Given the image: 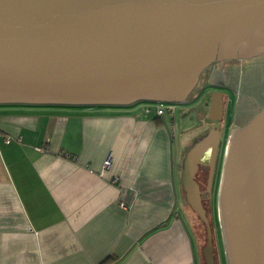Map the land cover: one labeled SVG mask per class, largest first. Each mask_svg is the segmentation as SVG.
I'll return each instance as SVG.
<instances>
[{
  "label": "water",
  "instance_id": "1",
  "mask_svg": "<svg viewBox=\"0 0 264 264\" xmlns=\"http://www.w3.org/2000/svg\"><path fill=\"white\" fill-rule=\"evenodd\" d=\"M262 54L264 0H0V106L185 105L213 63ZM222 115L212 94L207 120ZM218 139L212 129L193 146L181 176L204 264L212 228L194 177L209 154V193ZM217 213L227 264H264V108L228 136Z\"/></svg>",
  "mask_w": 264,
  "mask_h": 264
},
{
  "label": "crops",
  "instance_id": "2",
  "mask_svg": "<svg viewBox=\"0 0 264 264\" xmlns=\"http://www.w3.org/2000/svg\"><path fill=\"white\" fill-rule=\"evenodd\" d=\"M145 105L0 107V264H204L192 145Z\"/></svg>",
  "mask_w": 264,
  "mask_h": 264
},
{
  "label": "flooded vegetation",
  "instance_id": "3",
  "mask_svg": "<svg viewBox=\"0 0 264 264\" xmlns=\"http://www.w3.org/2000/svg\"><path fill=\"white\" fill-rule=\"evenodd\" d=\"M238 62H244V61L230 60V61H224L222 63L215 62L212 65H210L209 68L206 69L204 72H202V74L199 77L198 84L202 78L204 80L203 85L199 87L196 94L191 97V94L194 92V90H196L197 86L195 87V89L188 97V103L184 105L185 108H188L185 110L186 114L184 116L185 117L187 116L188 120L192 121L193 128L196 129V131L201 130L202 132H205V136L212 129L217 130L219 133V139L216 148L215 167H214L210 192L209 193L206 192L208 175H209V169L207 167L209 162V154H206L200 161V165L198 166L197 173L194 177V180L197 183L199 190L201 192V196H202L201 203L204 208L206 216L209 218L208 221L210 222L211 227H213V213H214L213 207L214 209H216L217 207L218 187L216 188V193L213 194L214 176L218 172L217 170L220 161H221L220 166L222 167L223 154L225 147L227 145L228 136L233 129L242 128L243 126H245L256 115L258 111L264 108V100L257 98L256 106L253 107L249 102L245 101V99H249L246 94H239L237 92L238 100H237V108L234 116V121L231 126L227 124V116L225 117V115L228 110V107L230 106L229 94L231 93V91L235 93L234 85H233L235 80L232 79V77L234 78L235 75H233L234 71L229 69V66H233ZM230 73H232V77H230ZM212 94L222 95V100H223L222 120L220 122H215V123L208 121L206 117L209 109L210 97ZM258 95L264 96V90L258 92ZM199 98H201V100H198ZM197 106L205 109L206 112L197 111L194 113L193 111L192 112L189 111L190 110L189 108H193ZM195 116L197 118L199 117V119L195 120ZM159 118L161 120L162 118L171 119V117H167V116H163ZM221 167L219 169L218 181H219V175L221 173Z\"/></svg>",
  "mask_w": 264,
  "mask_h": 264
},
{
  "label": "rangeland",
  "instance_id": "4",
  "mask_svg": "<svg viewBox=\"0 0 264 264\" xmlns=\"http://www.w3.org/2000/svg\"><path fill=\"white\" fill-rule=\"evenodd\" d=\"M229 69L234 71V73H233V75H235L234 78L232 77V73H230V77H232V79L235 80L233 85H234V91L236 93V95H235V93L231 91V93L229 94L230 106L228 107V110H227L226 115H225V117L227 116V124L231 126L233 124L234 116H235V112H236V108H237V100H238L237 92L239 94H246L249 99H245V101L249 102L253 107L256 106L257 98L264 100V96L258 95V92H261L262 90H264V54H262L258 57H255L253 59L244 61V62H238L237 64H235L233 66H229ZM203 82H204V80L201 78L199 84L196 87V90H194V92L191 94V97L196 94L199 87H201L203 85ZM198 100H201V98H199ZM206 100H207V98H206ZM3 106H7V105H1L0 107H3ZM59 107H63V108H85V107H81V106H79V107L59 106ZM94 108H117V107L96 106ZM186 109H188V108H185L184 105H175V112H174L173 120L170 121V118H166L165 122H166V125L168 127L171 125H174V127L176 128L174 132H176V135H177L176 138H177V142L179 144H181V143H183V145L186 144V146H184V148H187L190 145H192L191 146V148H192L205 136V132H202L201 130L196 131V129H194L192 127L193 125L190 126L191 130L189 131L190 128H189V124H187V122L188 123H190V122L188 121L187 116L186 117L184 116L186 114L185 113ZM189 109H190L189 110L190 112L193 111L194 113L197 111L206 112L205 109L200 108L198 106L193 107V108H189ZM196 116H195V120L199 119V117L197 118ZM186 124L188 125V127ZM180 131L185 132V133L181 135ZM173 140H174V138H173ZM174 144H175V140L172 142V146H173L172 152L173 153H174ZM191 148H189V150ZM223 159H224V154H223ZM220 164H221V161L218 165V170H217L218 172L214 176L213 194L216 193V188L217 187L219 188L221 173L219 175V181H218V174H219V169L221 167ZM221 171H222V167H221ZM218 188H217V195H218ZM216 213H217V207H216L215 212L213 213L214 219L216 218ZM188 214L191 218V222L194 226L196 234L199 237L201 247L203 248V246L206 243L205 227L200 222V220L197 218V216L193 213V211L190 209V207L188 208ZM217 218H218V214H217ZM207 219L209 220L208 217H207ZM218 223L216 221H214V223H213L212 239H213V248H214V253H213L214 254V260H215V264L216 263L217 264H225L226 256H225L221 231L219 230L220 227L218 228Z\"/></svg>",
  "mask_w": 264,
  "mask_h": 264
},
{
  "label": "built area",
  "instance_id": "5",
  "mask_svg": "<svg viewBox=\"0 0 264 264\" xmlns=\"http://www.w3.org/2000/svg\"><path fill=\"white\" fill-rule=\"evenodd\" d=\"M145 106H146L145 113H149L150 110L152 109L154 110L156 117H163V116L173 117L174 115L175 105L172 104L146 103ZM4 142L8 144L10 142V138L6 137ZM105 166H109L108 161L105 162Z\"/></svg>",
  "mask_w": 264,
  "mask_h": 264
},
{
  "label": "trees",
  "instance_id": "6",
  "mask_svg": "<svg viewBox=\"0 0 264 264\" xmlns=\"http://www.w3.org/2000/svg\"><path fill=\"white\" fill-rule=\"evenodd\" d=\"M157 118L160 119L159 117H157ZM213 209H214V208H213ZM215 210H216V209H214V212H215ZM217 214H218V213H216V218H215V219H214V216H213V223H214V221H216L217 223L219 222V221H218V218H217ZM197 218H198V217H197ZM198 219H199V218H198ZM200 222H201V221H200ZM201 223H202V222H201ZM202 224H203V223H202ZM219 227H220V225H219V223H218V228H219ZM211 228H212V236H213V227H211ZM219 230L221 231L220 228H219ZM205 244H206V243H205ZM204 246H205V245H204ZM204 246H203V247H204ZM202 249H203V248H202ZM213 249H214V248H213ZM213 253H214V251H213ZM202 257H203V255H202ZM226 263H227V262L225 261V264H226Z\"/></svg>",
  "mask_w": 264,
  "mask_h": 264
}]
</instances>
